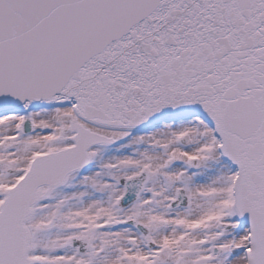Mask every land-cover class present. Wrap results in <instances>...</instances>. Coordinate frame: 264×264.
<instances>
[{
    "label": "snow or ice",
    "instance_id": "snow-or-ice-1",
    "mask_svg": "<svg viewBox=\"0 0 264 264\" xmlns=\"http://www.w3.org/2000/svg\"><path fill=\"white\" fill-rule=\"evenodd\" d=\"M0 264H264V0H0Z\"/></svg>",
    "mask_w": 264,
    "mask_h": 264
}]
</instances>
